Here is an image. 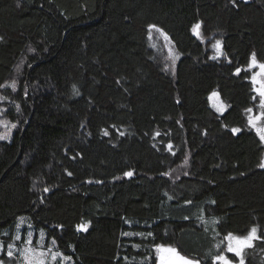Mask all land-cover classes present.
<instances>
[{"label":"trees","instance_id":"16d2710c","mask_svg":"<svg viewBox=\"0 0 264 264\" xmlns=\"http://www.w3.org/2000/svg\"><path fill=\"white\" fill-rule=\"evenodd\" d=\"M252 53L264 62V0H0V108L16 125L0 140V244L19 224L71 257L58 264H156L157 245L216 264L226 234L264 235ZM255 244L245 264H264Z\"/></svg>","mask_w":264,"mask_h":264},{"label":"snow or ice","instance_id":"6c2138e0","mask_svg":"<svg viewBox=\"0 0 264 264\" xmlns=\"http://www.w3.org/2000/svg\"><path fill=\"white\" fill-rule=\"evenodd\" d=\"M247 2V0H245ZM233 4H235V0H233ZM201 25L198 23L193 26V33L198 37L201 35L199 29ZM155 30L160 33L164 37L165 40H168V37L165 33L162 32L161 29L157 28L155 25L149 26V39H151V32ZM215 48L218 52L222 51L220 41L216 42ZM175 60V57H172ZM248 70L253 71V75L251 76V83L253 85V90L259 96V114L250 115L248 117L249 126L254 129L259 137V140L264 143V62H261L257 59L255 53H252L249 59ZM239 72V69L237 70ZM13 89L15 85L11 86ZM215 95V93L213 94ZM255 99V97H253ZM247 111L249 113H253V108H248ZM5 128H9V125L5 122L3 125ZM16 125L12 124L9 128H15ZM233 133L239 132V129H233ZM104 135H108V132L105 131ZM159 135V133H157ZM0 139H7V135L0 136ZM169 150H171L172 145H168ZM175 155V153H173ZM259 167L264 168V163H261ZM127 176H132L131 172L125 173ZM45 192L48 189H44ZM78 230H87L86 225L78 226ZM123 235L127 236L129 233H123ZM149 236L152 233H148ZM20 236H16V240H20ZM227 241L226 250L229 253L233 254L234 258H238V264H245V255L247 249H252L256 246V241L264 242V235L260 234V230L253 226L246 234L244 235H236V234H228L225 237ZM26 247L21 250V256L23 257L24 264H48V257L50 256L53 262L59 259L60 261H68L71 257L64 256L62 253L56 252L52 253L51 249L44 251V245L33 246V241L31 239V233H29V238L26 240ZM53 244L56 243L55 239L52 241ZM14 246L9 244L7 245V256L9 259H14L13 255ZM5 246L0 244V251H4ZM156 253V264H199V261L189 258L181 253L176 247L170 245H157L155 248ZM219 264H233L232 259H229L226 256L219 255L215 258ZM0 264H4L3 260H0Z\"/></svg>","mask_w":264,"mask_h":264},{"label":"rangeland","instance_id":"374dc122","mask_svg":"<svg viewBox=\"0 0 264 264\" xmlns=\"http://www.w3.org/2000/svg\"><path fill=\"white\" fill-rule=\"evenodd\" d=\"M162 32L165 33L164 31H162ZM147 37H148V43H149L150 50L155 54V57L159 59V62L164 65L163 67L167 71L173 72L175 64H176L175 61H177L178 56H177L175 49H173L174 47H173L170 39L168 38V40H165L164 37L162 35H160V33L156 32L155 30H153L151 32V37H152L151 39H149V30H148V36ZM198 39L201 40V42L206 46L207 50L211 54V57H222L223 56V52L222 51L218 52L217 49L215 48L217 41H220V45H221L220 36H218L217 34H213L212 36L205 37L204 35L201 34L198 37ZM221 49H222V47H221ZM173 56L175 57V60H173V58H172ZM254 71H257V70L251 71V76L253 75ZM19 73H20V71L18 68L15 70L11 80L9 81V82H12L11 85L14 84L16 86L17 80H19V78H20ZM251 76H250V82H251ZM213 94H214V92L209 97L210 106L213 108V110L216 111V113L222 114V112H224V110H225V105L220 100L219 96L216 93H215V95H213ZM254 94H255V99H256L255 105L252 107L254 111H253V113H249L248 111H245V120H246L245 125H246L247 129L252 131L257 136L256 138L259 139L256 131L254 129H252L248 124V117L250 115H254V114L258 115L259 111H260L259 110V99L260 98L255 91H254ZM4 107L5 106H1V108H0V136L7 135V138H8L10 136V134L13 133L15 128H11V130L9 131L10 126L14 123L9 121L8 118L4 117L5 116L4 115V111H5ZM5 122L9 125V128H5L3 126ZM233 129H239L240 130V128H238V127H235ZM0 140H4V139H0ZM260 143H261L263 149L261 150L262 155H261V160H260L259 164L264 163V143H262L261 141H260ZM36 185H37V182H35V185H34L35 188H37ZM20 224H22V223H20ZM20 228L21 227L19 224L16 225L14 232H12L11 237L8 238V240L7 239L4 240V241H6V243L4 244L5 250L0 251V260L4 259L3 260L4 264H24L23 257L21 256L20 253H21V250L26 247L25 242L29 238V234L21 233ZM17 235H19L21 237L20 240H16ZM227 235L228 234H226L224 236V244H223L224 246H223L222 250L220 251L219 255H223V256L228 257L229 259H232L233 264H238V258H234L233 254L227 252V250H226L227 241L225 240V237ZM42 238L43 237L39 234L33 236L31 233V239L33 241V246L44 245V249H43L44 251L51 249L52 253H56L57 252L56 248L53 245L48 244V242H45L44 239H42ZM9 244L14 246V248H13V255L15 257L14 259H9L7 256V245H9ZM60 262H62V261H60L59 259H57V261L53 262L51 260L50 256L48 257V264H58ZM245 262H246V255H245ZM216 264H219V262L217 260H216Z\"/></svg>","mask_w":264,"mask_h":264}]
</instances>
